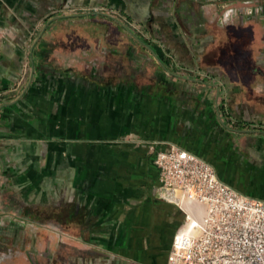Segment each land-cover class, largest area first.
<instances>
[{"label": "crops", "instance_id": "1", "mask_svg": "<svg viewBox=\"0 0 264 264\" xmlns=\"http://www.w3.org/2000/svg\"><path fill=\"white\" fill-rule=\"evenodd\" d=\"M247 3L0 0V264H167L181 212L149 193L128 131L264 199V15Z\"/></svg>", "mask_w": 264, "mask_h": 264}, {"label": "built area", "instance_id": "2", "mask_svg": "<svg viewBox=\"0 0 264 264\" xmlns=\"http://www.w3.org/2000/svg\"><path fill=\"white\" fill-rule=\"evenodd\" d=\"M90 10L115 13L105 6ZM148 151L157 169L155 194L183 215L167 264H264V199L235 190L209 162L176 144L152 142Z\"/></svg>", "mask_w": 264, "mask_h": 264}, {"label": "rangeland", "instance_id": "3", "mask_svg": "<svg viewBox=\"0 0 264 264\" xmlns=\"http://www.w3.org/2000/svg\"><path fill=\"white\" fill-rule=\"evenodd\" d=\"M225 1H228V0H225ZM240 1H242V3H244V0H240ZM247 1L250 3H247L244 5V10L248 16L256 15V14H260V15L263 14L264 15V0H247ZM248 10L250 11V13H248ZM113 14L115 15V13H113ZM115 16H117V15H115ZM222 17H223V14L219 13V15L217 16V21H219ZM138 30H137V28L133 29V31L136 34H139V35H140V33L145 34V32H143V31L140 32ZM141 36L144 37L143 35H141ZM245 66H246V64H241V67H243L242 69H244ZM124 134L125 135H123L124 137L121 139V143H119L120 145L123 142L124 146L127 147V149L130 148L132 150L137 151V149H139V147H145V148H147L146 150L148 151V143L146 144V142L143 143V141H140V137L136 133H133L132 131H128ZM117 145H118V143H117ZM155 187H156V185L151 188L149 193L154 195L157 199H159L158 196L155 194V191H154ZM144 194H147V192L146 193L144 192ZM138 198L142 200L141 196H137V202H138ZM159 200H161V199H159ZM174 222H175L176 227L179 228L183 222V215L179 214L178 218L174 219Z\"/></svg>", "mask_w": 264, "mask_h": 264}]
</instances>
